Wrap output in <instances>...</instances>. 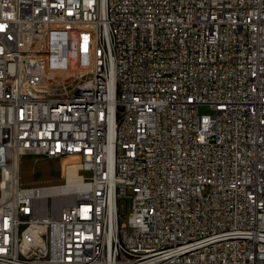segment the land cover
<instances>
[{
  "label": "built area",
  "instance_id": "2783aa9c",
  "mask_svg": "<svg viewBox=\"0 0 264 264\" xmlns=\"http://www.w3.org/2000/svg\"><path fill=\"white\" fill-rule=\"evenodd\" d=\"M0 264H264V0H0Z\"/></svg>",
  "mask_w": 264,
  "mask_h": 264
},
{
  "label": "rangeland",
  "instance_id": "374dc122",
  "mask_svg": "<svg viewBox=\"0 0 264 264\" xmlns=\"http://www.w3.org/2000/svg\"><path fill=\"white\" fill-rule=\"evenodd\" d=\"M200 114L211 115L212 110L207 106H200L198 109ZM78 164L76 159L63 160V165ZM60 161L39 157L37 160L31 155H25L21 158L19 168V180L24 187H43L59 185L60 180ZM129 202L120 199L118 209L121 215V222H125L129 215Z\"/></svg>",
  "mask_w": 264,
  "mask_h": 264
},
{
  "label": "bare ground",
  "instance_id": "6f19581e",
  "mask_svg": "<svg viewBox=\"0 0 264 264\" xmlns=\"http://www.w3.org/2000/svg\"><path fill=\"white\" fill-rule=\"evenodd\" d=\"M70 170L68 171V173L65 175L67 178V182L68 185L66 186V188H60L62 191H65L66 189H68V187H75L76 185V181H77V175H76V169L78 168V164H70ZM72 198L68 199V201H70Z\"/></svg>",
  "mask_w": 264,
  "mask_h": 264
}]
</instances>
